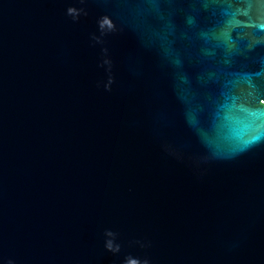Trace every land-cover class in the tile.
<instances>
[{"label": "water", "instance_id": "1", "mask_svg": "<svg viewBox=\"0 0 264 264\" xmlns=\"http://www.w3.org/2000/svg\"><path fill=\"white\" fill-rule=\"evenodd\" d=\"M145 259L264 264V0H0V264Z\"/></svg>", "mask_w": 264, "mask_h": 264}, {"label": "clouds", "instance_id": "2", "mask_svg": "<svg viewBox=\"0 0 264 264\" xmlns=\"http://www.w3.org/2000/svg\"><path fill=\"white\" fill-rule=\"evenodd\" d=\"M69 11H72V10L70 9ZM143 264H149V261L147 259H145Z\"/></svg>", "mask_w": 264, "mask_h": 264}, {"label": "snow or ice", "instance_id": "3", "mask_svg": "<svg viewBox=\"0 0 264 264\" xmlns=\"http://www.w3.org/2000/svg\"><path fill=\"white\" fill-rule=\"evenodd\" d=\"M104 23H105V24H107V23H108V21H104Z\"/></svg>", "mask_w": 264, "mask_h": 264}]
</instances>
